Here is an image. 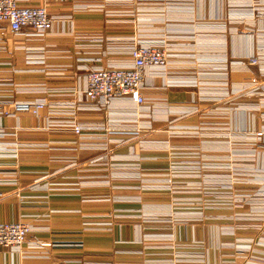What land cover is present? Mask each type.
I'll return each instance as SVG.
<instances>
[{
    "label": "crops",
    "instance_id": "obj_1",
    "mask_svg": "<svg viewBox=\"0 0 264 264\" xmlns=\"http://www.w3.org/2000/svg\"><path fill=\"white\" fill-rule=\"evenodd\" d=\"M20 3L43 5L53 20L45 35L13 34L0 22V101L57 102L39 117L25 110L0 116V129L7 132L0 136V147L18 143L16 156L0 152V221L32 226L18 250L0 246V264H204L197 256L204 253L205 264L264 263L253 246L236 250L246 236L258 234L253 228L233 229L234 216L249 207H212L205 220H181L175 217L182 206L168 207L169 202L133 186L152 175L124 176L120 170L107 175L108 166L91 164L95 156L112 153L140 168L159 165L164 152L142 147L138 140L145 136L177 131L187 150L191 136L204 146V136L226 134L229 140L232 135L233 146L235 134L259 128L264 121V12L253 10L251 0ZM134 42L162 45L172 59L164 73L146 71V103L129 113L121 109L133 110V103L115 99L110 112L79 115L84 120L100 116L106 126L121 129L150 128L139 137L111 134L118 142L102 150L79 144L100 139L105 129H87L82 134L88 137L80 138L70 129L47 127L49 109L81 91L89 70L129 66ZM251 55L259 56L263 67L240 62ZM252 76L258 85L248 82ZM192 107L197 111L190 112ZM37 240L50 244L37 246ZM187 252L194 253L189 263L181 261Z\"/></svg>",
    "mask_w": 264,
    "mask_h": 264
},
{
    "label": "rangeland",
    "instance_id": "obj_2",
    "mask_svg": "<svg viewBox=\"0 0 264 264\" xmlns=\"http://www.w3.org/2000/svg\"><path fill=\"white\" fill-rule=\"evenodd\" d=\"M138 135L140 133L136 136ZM204 138L203 143L208 144L200 146L195 136L188 137L190 145L186 150L185 142L181 140L177 131L164 137H141L138 138V142L142 147L164 152L159 158L162 163L140 168L131 158L122 157L116 158L118 161L112 160L111 164L106 165L110 167H106L105 170L107 175L119 173L118 170L123 172L124 176L152 175L154 178L150 181L133 186H136V190L150 193L147 195L149 197L169 202L168 207L182 206V212L176 213L175 217L181 220H205L206 210L212 207L223 209L228 206L249 207L244 213L234 216L233 229L253 228L258 234L253 237L246 236L247 239L235 243L236 250L244 252L253 246L256 254L264 255V142L252 134L246 135L244 131L235 134L233 146L232 135L229 136V140L226 134ZM107 185L112 186L110 183ZM165 218L166 216L162 217ZM197 256L205 264L206 254ZM193 260L194 253L190 252L184 254L181 259L186 263Z\"/></svg>",
    "mask_w": 264,
    "mask_h": 264
},
{
    "label": "built area",
    "instance_id": "obj_3",
    "mask_svg": "<svg viewBox=\"0 0 264 264\" xmlns=\"http://www.w3.org/2000/svg\"><path fill=\"white\" fill-rule=\"evenodd\" d=\"M146 1V0H140ZM252 9L258 13L264 12V0H251ZM53 17L49 15L47 9L39 4H22L20 0H0V22H5L11 33L17 34L25 30L45 35L50 29ZM130 64L127 67H95L89 70L85 76V87L81 91H74L58 102L63 106L49 109L52 119L48 120V128L70 129L78 134L80 138L88 137L87 129H105L106 134L100 139L83 140L80 148L107 150L109 142H118L111 138L114 133H126L136 136L140 131L150 128L149 125L136 126L131 129H121L117 126L105 125L100 116L92 120H84L79 113H91L101 115L102 112H110L111 103L115 99L127 98L133 103L135 109L122 112L136 111L141 105L146 103L145 85L146 71L166 72L170 65L171 56L167 49L152 42H134L129 46ZM241 63L257 65L263 67L261 59L257 55H251L240 60ZM231 76V73H229ZM252 85H258L255 76L248 79ZM79 93V94H77ZM57 102L55 99L38 98L30 101H15L2 103L0 101V116L14 115V111L25 110L32 115L39 117V113L47 105ZM8 104L9 108L5 105ZM196 107H192L190 112H196ZM194 130V129H193ZM246 135L252 134L264 142V121L259 128L252 131H245ZM5 131L0 129V136ZM133 136V137H134ZM0 147V152L17 155L18 143L6 142ZM169 146V145H168ZM110 153V152H109ZM113 154L95 156L91 164L109 165L112 160H116ZM94 172V171H93ZM102 171H97L96 173ZM32 229L27 222L22 221H0V246L18 250L24 242L26 235ZM50 244V241L37 240L35 245L42 246Z\"/></svg>",
    "mask_w": 264,
    "mask_h": 264
}]
</instances>
